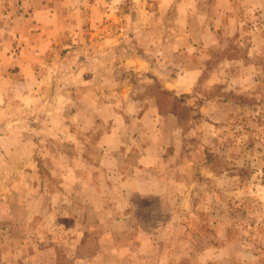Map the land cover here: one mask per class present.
I'll return each instance as SVG.
<instances>
[{"label": "rangeland", "instance_id": "rangeland-1", "mask_svg": "<svg viewBox=\"0 0 264 264\" xmlns=\"http://www.w3.org/2000/svg\"><path fill=\"white\" fill-rule=\"evenodd\" d=\"M186 70L200 77L178 95L192 107L179 116L183 146L203 145L220 175L196 165L188 207L179 192L171 204L137 196L133 224L120 225L103 222L109 209L85 208L83 239L60 213L50 217L55 208L30 216L38 208L27 200L43 186H65L62 156L92 161L100 151L105 124L90 132L78 117L65 128L62 115L111 111L117 76L151 97ZM107 195L110 187L99 208ZM162 201L163 222L150 213L139 223V204L151 211ZM28 260L264 264V0H0V264Z\"/></svg>", "mask_w": 264, "mask_h": 264}, {"label": "crops", "instance_id": "crops-1", "mask_svg": "<svg viewBox=\"0 0 264 264\" xmlns=\"http://www.w3.org/2000/svg\"><path fill=\"white\" fill-rule=\"evenodd\" d=\"M117 77L119 81L115 87L111 86V92L117 95V98H121V101L111 103V111L108 110L110 108H93L85 111L83 115H80L79 111L74 112L75 114L69 111L61 116L64 120V123L61 121V125L65 128L73 125V121H76L78 117L81 118L80 122L83 121L77 124L88 127L90 132L94 130L92 128L95 125L105 124L106 127L99 139H95L100 149L99 153L90 154L92 161L86 154L79 151L75 156H62L64 162L67 160L65 164H62L61 169L63 175L67 174L65 186H60L56 190L49 187V191H47L48 186H43V189L38 191L36 199L27 200L28 205H34L38 211L44 206L42 212L35 209L31 211L32 217H36L39 213L46 219V208L49 210L55 208V212H50L51 216H49L60 213L62 220H70L75 229L71 228V233L75 235V238L83 239L87 234L83 225L85 208H88L91 214L95 213V209L101 213L109 209L111 215L103 219L105 223L133 224L132 219L134 215H137L133 213H137L138 204L135 202V197L143 199L156 197L157 200L165 197L167 199L165 201L171 204L173 193L179 192L185 200L181 207H188L191 204L186 201L191 194L189 186H195L197 183L193 170L196 165L199 164L207 177L220 176L213 171L211 158L204 154L203 145H201L202 149L196 145H192L196 149L183 146V134L178 128L179 115L162 112L154 94L148 97L146 93L145 95L141 93L142 89L132 88L131 83L122 82L120 79L122 77ZM199 77V72L186 70L172 79L171 83L167 82L169 86L165 87L173 90L177 95L186 94L194 90ZM209 103L210 101L205 102L204 109ZM197 154L201 155V160L195 158ZM107 187L111 189V196L105 197L110 200L101 202V208H99L102 194ZM84 190L95 193L90 202L83 197ZM70 191L74 192V197L71 196ZM20 203L26 202L20 200ZM163 204L166 205L163 201L162 204L158 203L156 210L151 206L150 212L148 205L139 204L140 207L143 206L139 211L141 215L138 217L139 223L147 224L150 213L155 215V222H163L158 219ZM171 221L173 222V218ZM143 229H145L143 237L148 238L147 228ZM7 249H1L2 257L14 256V246L8 255L3 253V250ZM16 250L18 251L17 248ZM36 254L34 253L32 257L35 258ZM18 256L19 251L16 254V257ZM27 263L45 264L44 262L36 263L34 260L32 263L28 260Z\"/></svg>", "mask_w": 264, "mask_h": 264}, {"label": "trees", "instance_id": "trees-1", "mask_svg": "<svg viewBox=\"0 0 264 264\" xmlns=\"http://www.w3.org/2000/svg\"><path fill=\"white\" fill-rule=\"evenodd\" d=\"M153 94L158 99V104L162 112H172L179 116L184 114V110H192V107H181V103H184V96H178L174 91L159 87L157 90H153Z\"/></svg>", "mask_w": 264, "mask_h": 264}]
</instances>
